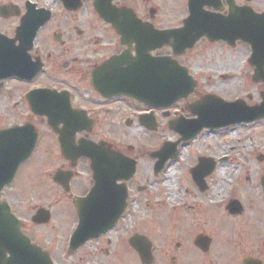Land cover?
<instances>
[{
	"label": "flooded vegetation",
	"instance_id": "obj_1",
	"mask_svg": "<svg viewBox=\"0 0 264 264\" xmlns=\"http://www.w3.org/2000/svg\"><path fill=\"white\" fill-rule=\"evenodd\" d=\"M191 1L0 0V162L13 153L3 131L30 126L38 135L0 187V264H264V154L227 149L225 134L264 119L183 138L197 111L211 116L209 97L261 103L225 95L245 77L241 49L251 47L203 37L180 50L172 31L184 27ZM204 1L229 14L228 0L195 3ZM233 1L264 12L260 0ZM141 53L177 60L193 92L167 106L120 92ZM99 183L126 209L99 236L83 227L89 238L71 252L81 211L102 208L79 204Z\"/></svg>",
	"mask_w": 264,
	"mask_h": 264
},
{
	"label": "water",
	"instance_id": "obj_2",
	"mask_svg": "<svg viewBox=\"0 0 264 264\" xmlns=\"http://www.w3.org/2000/svg\"><path fill=\"white\" fill-rule=\"evenodd\" d=\"M231 8L227 16L218 13L203 11L204 4L218 6L212 1L202 4H193L191 16L186 20L185 26L173 33L178 39L181 48L192 47L200 38L207 36L212 40H229L242 38L251 44L253 53L251 63L256 67L254 80L264 81V13H255L251 8H238L233 0H228ZM179 51V50H178ZM180 52V51H179ZM138 64L130 68V82L125 91L132 96L138 97L149 104L167 105L182 97L188 96L195 88L196 83L189 75L188 70L176 61L166 57L152 58L141 53L137 57ZM139 62H145L140 66ZM123 92V88L120 89ZM220 101L214 106V100ZM264 99V95H263ZM210 100V101H208ZM208 112L201 108L197 111L199 119L190 122L183 138L190 139L204 127L217 128L232 124L249 123L264 118V101L258 106H249L244 100L228 102L219 98H207ZM213 103V104H212ZM216 116H212L215 115ZM196 126V131L191 132V127ZM2 139L13 140L11 147L14 149L9 160L2 162V178L0 185L9 183L18 166L31 155L37 140V133L30 126L13 128L2 132ZM95 165L99 167L100 154H95ZM96 167V168H97ZM101 185L85 199L80 200V207L99 205L102 208L81 211L82 225L100 232L106 231L115 225L126 208L125 202L107 200L108 194L101 195ZM118 195L119 193L116 192ZM104 196V198H103ZM89 221V222H88ZM99 222L98 224H95ZM80 229L75 233L72 247L76 248L85 239L80 238ZM99 234L98 232L95 234ZM38 256V255H37ZM45 264H52L44 258Z\"/></svg>",
	"mask_w": 264,
	"mask_h": 264
},
{
	"label": "rangeland",
	"instance_id": "obj_3",
	"mask_svg": "<svg viewBox=\"0 0 264 264\" xmlns=\"http://www.w3.org/2000/svg\"><path fill=\"white\" fill-rule=\"evenodd\" d=\"M262 6L264 7V0H260ZM214 49V48H211ZM242 63H243V70L245 71V77H243V80L241 83L237 84H230L232 88L229 86L228 89H226L227 92L225 95L226 97H235L236 95H244L245 98H247L248 95H253L255 102H261V96L259 92L264 91V84L259 85L260 83H254L252 81L253 71L250 68L248 61L251 54V50L246 46L243 45L242 49ZM249 76V77H248ZM239 90V91H236ZM225 91V92H226ZM222 92V91H221ZM238 92V94H236ZM257 126V127H255ZM253 128V129H252ZM252 128H237L235 130H227L225 132L227 138L230 140V142L227 144V149L230 146H235L236 151L242 150L241 155L242 156H249L248 153L250 151H256L264 154V121L260 122L257 125H254ZM131 139H138L139 137H136V134L131 132L130 133ZM222 141L225 142V138H220ZM222 149V148H221ZM220 154H222V151H219ZM237 155V153H235ZM252 161V160H251ZM251 161H248L247 164L244 166L249 167L251 166ZM254 167V164L253 166ZM220 178V176H218ZM220 183H224V180H220ZM228 185H226L227 187Z\"/></svg>",
	"mask_w": 264,
	"mask_h": 264
}]
</instances>
